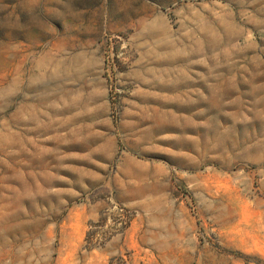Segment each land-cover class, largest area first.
Segmentation results:
<instances>
[{
  "label": "rangeland",
  "instance_id": "obj_1",
  "mask_svg": "<svg viewBox=\"0 0 264 264\" xmlns=\"http://www.w3.org/2000/svg\"><path fill=\"white\" fill-rule=\"evenodd\" d=\"M264 264V0H0V264Z\"/></svg>",
  "mask_w": 264,
  "mask_h": 264
},
{
  "label": "crops",
  "instance_id": "obj_2",
  "mask_svg": "<svg viewBox=\"0 0 264 264\" xmlns=\"http://www.w3.org/2000/svg\"><path fill=\"white\" fill-rule=\"evenodd\" d=\"M121 264H134V263L127 262V263H121Z\"/></svg>",
  "mask_w": 264,
  "mask_h": 264
}]
</instances>
